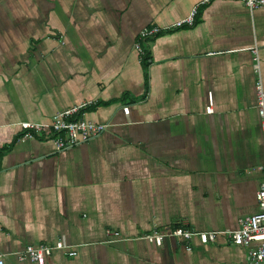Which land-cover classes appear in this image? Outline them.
<instances>
[{
	"label": "crops",
	"instance_id": "0c3cea01",
	"mask_svg": "<svg viewBox=\"0 0 264 264\" xmlns=\"http://www.w3.org/2000/svg\"><path fill=\"white\" fill-rule=\"evenodd\" d=\"M194 5V23L174 27ZM150 24L162 29L144 62L134 41ZM254 46L264 84V6L239 0H0L4 264H39L19 251L60 236L77 253L54 249L42 264H247L224 235H142L236 228L258 209ZM73 105L109 128L62 150L22 136L20 121Z\"/></svg>",
	"mask_w": 264,
	"mask_h": 264
},
{
	"label": "built area",
	"instance_id": "2783aa9c",
	"mask_svg": "<svg viewBox=\"0 0 264 264\" xmlns=\"http://www.w3.org/2000/svg\"><path fill=\"white\" fill-rule=\"evenodd\" d=\"M248 8L252 9L264 6V0H239ZM204 2V1H202ZM197 14V5H194L190 12L184 17L174 22V27L182 25H191L195 21ZM162 27L156 24L143 26L134 41V48L138 53L140 61L143 59L145 49L142 44L147 39L155 36L161 31ZM252 66L256 74L254 91L256 96V107L260 117L261 128L264 133V84L260 75V62L258 49L252 47ZM83 105H73L56 111L48 121H20V127L23 130L24 138L45 137L50 138L57 150L66 149L68 147L83 143L93 137L101 134L109 128L108 121L98 122L87 119L83 116H76L79 108ZM212 109L211 104L207 106V110ZM124 112L128 111V106L123 108ZM258 209L249 215L240 216L238 219V227L226 229H207L194 230L184 226H174L169 231L152 230L142 235V237L161 243L167 234L176 237H182L189 240L193 235L198 236L201 242H214L219 235L226 236L232 243L246 247L247 264H264V180L256 192ZM106 232L112 235H118V230L107 228ZM54 249L63 250L68 255H75L76 249L69 244L63 236L58 237L52 243L27 244L18 253L20 259H29L39 264L44 263L47 255ZM0 264H4L3 257L0 256Z\"/></svg>",
	"mask_w": 264,
	"mask_h": 264
},
{
	"label": "trees",
	"instance_id": "16d2710c",
	"mask_svg": "<svg viewBox=\"0 0 264 264\" xmlns=\"http://www.w3.org/2000/svg\"><path fill=\"white\" fill-rule=\"evenodd\" d=\"M146 58H147V54H146V51H145V54H144V57H143V59L141 60V61H146Z\"/></svg>",
	"mask_w": 264,
	"mask_h": 264
}]
</instances>
